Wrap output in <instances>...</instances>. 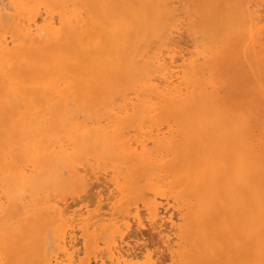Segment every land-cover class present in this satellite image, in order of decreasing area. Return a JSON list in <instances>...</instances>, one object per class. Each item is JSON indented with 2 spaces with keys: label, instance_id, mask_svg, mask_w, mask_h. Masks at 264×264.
<instances>
[{
  "label": "bare ground",
  "instance_id": "obj_1",
  "mask_svg": "<svg viewBox=\"0 0 264 264\" xmlns=\"http://www.w3.org/2000/svg\"><path fill=\"white\" fill-rule=\"evenodd\" d=\"M184 1L0 0V264H92L90 254L95 264H192L195 247L211 261L264 264V144L250 138L247 109L219 100L215 76L218 55L235 60L221 15L244 38L248 68L264 63V0H197L203 39L187 54L174 45L180 17L196 8L181 15ZM82 157L111 165L115 212H100L105 186L95 195L94 180L96 207L71 208L84 201L87 171L96 174ZM65 190L80 200L53 198ZM130 205L139 228L147 215L164 258L124 241Z\"/></svg>",
  "mask_w": 264,
  "mask_h": 264
},
{
  "label": "rangeland",
  "instance_id": "obj_2",
  "mask_svg": "<svg viewBox=\"0 0 264 264\" xmlns=\"http://www.w3.org/2000/svg\"><path fill=\"white\" fill-rule=\"evenodd\" d=\"M195 1V0H194ZM208 1H211V0H208ZM213 2H214V0H212ZM219 1V0H218ZM220 1H223V0H220ZM226 1V0H225ZM240 1H242V0H240ZM245 0H243L242 2H244ZM185 2V4H184V9L183 8H181V7H179L178 8V11H179V13H181V15H185L186 14V16H181L180 17V20H181V22H183L182 20L184 19V22L183 23H186L185 25L184 24H181V22H180V29H179V31H178V33L180 34H184V28H186L185 29V34L184 35H182L183 36V38L181 37V36H178V41H177V35H179V34H176V35H174V40L176 39V41H177V43H175L174 42V45H175V48H178V49H176V50H178V51H181V53H184V54H187L188 52H191V51H193V47L197 44H200V43H196V42H202V40H200V39H203L202 37V34L201 33H199V32H197V30L196 29H198L199 30V25H201L202 23H203V20H202V16H199V18H197V14H196V11H197V13H199V15H201V13L200 12H198L199 11V9H200V7H199V9L197 8V6H198V4H199V2L200 1H198L197 2V0L195 1V2H193V0H185L184 1ZM192 4H191V3ZM212 2V3H213ZM194 3V4H193ZM227 3V2H226ZM197 4V5H196ZM228 4L229 5H231V4H233L232 3V0H230V2L228 1ZM227 4V5H228ZM189 5V6H188ZM214 5H215V3H214ZM190 6H196V8H193V9H191V10H189L190 12L189 13H187L186 12V10H188L189 8H192V7H190ZM188 8V9H187ZM197 9V10H196ZM260 9V8H259ZM193 10H195L194 12H193ZM262 10V9H261ZM186 12V13H185ZM183 13H185V14H183ZM191 13V14H190ZM196 16H195V15ZM262 15V14H261ZM188 16V17H187ZM193 17V18H192ZM195 17V18H194ZM181 18H183V19H181ZM193 19H194V21H193ZM220 19H222V21H223V23L225 22V24L226 25H228L227 23H229V29L231 30V32L234 34L235 33V31L234 30H232L233 28H234V26L231 24V21H227V19H225V15H224V17L222 18V15H221V17H220ZM200 21H202V22H200ZM188 22V23H187ZM198 22V23H197ZM183 25V26H182ZM203 25H205V24H203ZM203 25L201 26V27H203ZM226 25H224V26H226ZM206 27H208L207 25H205ZM227 26V27H228ZM230 26L232 27V29L230 28ZM191 27V28H190ZM226 27V28H227ZM190 28V29H189ZM192 28H194V29H192ZM182 30H183V32H182ZM234 31V32H233ZM190 32V33H189ZM197 32V34H199V35H201L200 37H198V39H197V36H196V38L194 37V35H195V33ZM220 32V31H219ZM218 33V32H217ZM232 33H231V39L232 40H230L231 42H229V49H230V52L228 53V55L230 56V59L233 57L235 60L234 61H232V60H230L229 62L226 60V59H224L223 57H222V55H218L217 57H216V59H218V60H216L215 59V61H216V63H217V69H216V78L217 77H219V78H221L222 80L224 79V81H226L225 79H228L227 80V83L225 84L224 83V81H220V82H222L223 84H221L220 85V82L219 81H217L218 82V84L220 85V87L221 86H225V88L224 87H221L222 88V92H219L220 91V87H218V93H219V95H218V97H220L219 98V100L221 101V102H225L226 104H227V106H229V105H231L232 104V106H229V107H231V108H233V109H236L237 107H240V109H242V112L244 111V109H247V111H249V113H247V111L245 110L244 111V113L246 114V115H248L249 116V124L251 123V121H252V123L250 124L251 125V132H250V134H252V135H250V138H252L253 140L255 139V143H254V145H255V147L256 148H259V147H261V144H264V112H262V111H264V105H263V99H264V85L262 84L263 82H264V69H262V68H264L263 67V64L264 63H262V65L261 64H259L258 65V63H257V65H254V64H252L249 68H248V66H249V64H248V62L247 61H245V59L242 57V55L240 54L241 53V41L240 40H242V39H240V38H243V37H241V36H239V37H237V36H234L233 38H232ZM198 35V36H199ZM235 35H236V33H235ZM184 36H185V38H184ZM192 38H191V37ZM181 37V38H180ZM187 37V38H186ZM189 38V40L191 39V41H190V43H189V41L187 40ZM180 39H181V42H183V40H184V43L183 44H181L179 41H180ZM186 39V40H185ZM236 39V40H235ZM240 39V40H239ZM244 39V38H243ZM173 40V41H174ZM198 40V41H197ZM233 40H234V42H233ZM196 41V42H195ZM263 41V40H262ZM186 42H188L189 44H186ZM196 44H195V43ZM264 42V41H263ZM261 43V46L260 47H257L256 49V51H260L262 48H264V43ZM193 43V44H192ZM185 44V45H184ZM186 45H190L189 47L188 46H186ZM177 46V47H176ZM232 46V47H231ZM236 48H235V47ZM231 47V48H230ZM181 48V49H180ZM219 48H221V47H219ZM235 48V49H234ZM184 49V50H183ZM234 49V50H233ZM236 49H238V50H236ZM186 50V51H185ZM185 51V52H184ZM238 51H240V53L238 54ZM232 52V53H231ZM181 53H176V56L177 57H179L180 56V54ZM231 53V54H230ZM235 54V55H234ZM235 57H234V56ZM239 55H241L239 58L237 57V56H239ZM232 58V59H233ZM238 59V60H237ZM244 59V60H243ZM232 61V62H231ZM263 61H264V58H263ZM224 62H225V64H224ZM220 63V64H219ZM228 63V64H227ZM242 64L243 66H240V65ZM245 64V65H244ZM227 65V66H226ZM228 65H231V66H228ZM239 65V66H238ZM262 66V67H261ZM232 67H233V70H232ZM240 67V68H239ZM256 67H258L257 69H258V71L259 72H261L260 74H262V75H260L259 74V72H257V70H256ZM236 68H238L239 69V71L236 69ZM227 71H226V70ZM251 69V70H250ZM261 69H262V71H261ZM229 70V71H228ZM247 70H248V72H247ZM223 71L226 73V77H225V73H223ZM252 73H251V72ZM237 72L238 73V75H237V73L235 74V73ZM231 73V75H232V78L229 76V74ZM251 74H253V76L251 75ZM236 75V76H235ZM235 76V77H234ZM248 76H249V78H248ZM224 77V78H223ZM230 77V78H229ZM236 78H238V79H236ZM245 78V79H244ZM254 78H255V80H254ZM262 78V79H261ZM238 80V81H236V80ZM218 80V79H217ZM261 80H263V81H261ZM240 81V82H239ZM252 81V82H251ZM217 84V85H218ZM218 85V86H219ZM226 85H229V88L228 87H226ZM224 89V90H223ZM262 89H263V92H262ZM224 91V92H223ZM247 92V93H246ZM223 94V95H222ZM235 94V95H234ZM238 94V95H237ZM240 94V95H239ZM237 95V96H236ZM263 99H262V98ZM251 99V100H250ZM250 100V101H249ZM235 101H237L236 103H235ZM253 102L252 104L250 103V102ZM229 104V105H228ZM235 107H234V106ZM263 106V107H262ZM259 107H262V111H261V109L259 108ZM260 112H262V113H260ZM261 115V116H260ZM258 121H257V120ZM254 122V123H253ZM259 122V123H258ZM259 125V126H258ZM255 126V127H254ZM253 132H255L256 134H254ZM253 135H255V136H253ZM251 136H253V137H251ZM258 136H259V138L261 139V138H263V140H262V142H261V140L258 138ZM256 137V138H255ZM257 139V140H256ZM260 140V141H259ZM258 142V143H257ZM259 142H261V143H259ZM259 146H257V145ZM260 149V151L262 150L261 148H259ZM93 157H90V159H89V157H82L79 161H80V163H81V165L80 166H82V165H84V167L83 168H89L90 166H92V168L94 169V171L96 172V174H93V173H91V172H89V173H91L92 174V176H90L91 174H89V175H87V173H88V171H87V173H86V177H85V181H86V187H85V189L83 190V191H81V192H83V194H82V196H81V192H79V193H73L72 194V192L70 193L69 191H71V190H65L66 191V193H65V191H63V193H61L59 196H54L53 198H55V199H59V198H63L65 201L66 200H68L69 199V197H67V196H69L70 195V198L72 199V197L74 196H76L77 197V195H79L78 197H83L82 199H84V201L83 200H80V198H78L77 197V199H75V200H71V199H69V201H66V204L68 203V202H70L69 204H70V206H72L74 203H77L79 200V202H78V204H74L73 205V207H71V208H74V210H78L79 209V207H81V208H83V210H84V208L85 207H87L88 209H94L95 207H96V205H97V196L96 197H94L95 195H97V190L99 191V189L101 188L100 186H102V185H104L105 187H109L107 184H109L110 185V189L108 188V190H112V188H111V186H113L112 185V181L110 180L111 178H110V175L112 174V177H114L113 176V173H112V171H111V165L108 163V162H104L105 160H103V162L100 160V161H98V163H97V161H95V159L93 158ZM93 160V161H92ZM87 166V167H86ZM96 167V168H95ZM81 168V167H80ZM82 171V170H81ZM100 173H99V172ZM106 171V172H105ZM107 171H108V174H106V175H108L107 177H105V174H103V173H107ZM102 172V173H101ZM99 174V175H98ZM101 174V175H100ZM63 177H66L67 176V171H63ZM93 175L94 176H96L97 178L96 179H94L95 177H93ZM90 176V178L92 179V180H90V178H89V181H88V177ZM139 177L141 178V179H139ZM103 178H104V180H103ZM98 179V180H97ZM101 179V180H100ZM95 181V183L96 184H98L100 181L102 182H100V184H98L99 186H96L95 188H94V185L95 184H91V181H92V183ZM104 181L105 182H107V184H105L104 183ZM118 182H123L121 179H119V181ZM136 182L138 183V185H140L139 187H141V190L142 189H144V187L145 186H143L144 185V183L146 182V179H145V177H144V174L142 173V172H138L137 173V175H136ZM104 183V184H103ZM88 184H89V186H91L92 185V189H94V190H89L88 192H91L90 194L92 195H89V193L87 192V190L88 189H91V188H88L89 186H88ZM91 184V185H90ZM100 187V188H99ZM104 187V188H105ZM103 188V186H102V188L101 189H103L104 191H105V189ZM87 189V190H86ZM100 189V190H101ZM107 189V188H106ZM101 191L102 193L100 194V193H98V194H100L101 196H102V194H105L103 197H101V202H100V206H104L103 204H106V207H102L101 209H100V212H102V213H106V215L107 214H109V213H111V212H115V211H113V209H112V207H110L111 206V203H113L114 201L113 200H115L114 199V195H116L117 193H116V190L113 188V190H112V192H111V194L113 193V191H114V194H112L113 196H112V199H111V197L109 198V197H107V196H109V192L106 190L105 192L104 191ZM89 195V197L90 198H87V194ZM96 192V193H95ZM109 194H108V193ZM148 191H146L145 190V192L144 193H146L145 195L143 194V196L144 197H146V198H152V195L151 194H149V193H147ZM68 194V195H67ZM87 195V196H86ZM63 196V197H62ZM85 196V197H84ZM111 196V195H110ZM67 197V198H66ZM75 197V198H76ZM92 198V199H91ZM105 198H108V199H105ZM171 198V201H172V198L173 197H168V200ZM74 199V198H73ZM86 199H91L90 201H87ZM76 200H78L77 202H76ZM87 202H89V205L91 206H89L88 205V203H86V201ZM94 200V201H93ZM157 200H158V202L160 203V206H165V205H161V204H163L164 202H165V204H166V201L167 200H164V198L163 199H161L160 198V200H159V198L157 197ZM164 200V201H163ZM84 203H83V202ZM93 202V203H95V204H93V206H94V208L92 207V205H91V203L90 202ZM96 201V202H95ZM108 201V202H107ZM113 201V202H112ZM161 201V202H160ZM170 200L169 201H167V202H171ZM84 204V206L82 205V203ZM104 202V203H103ZM138 203V202H137ZM69 204H67V205H69ZM79 204H80V206H79ZM140 204V209H138V211L140 210V212L141 211H144V209L143 208H141L142 207V205H141V203L139 202L137 205H139ZM172 204V203H171ZM171 204H169L170 205V207H168V213H173V221L175 222L176 220H177V222H175V223H178L179 222V220L177 219L178 217H177V214H179V213H177L178 211H177V207H179L180 206V204L178 203V205H177V207H176V204L175 203H173L172 205ZM175 204V207L176 208H174V205ZM110 205V206H109ZM75 206V207H74ZM83 206V207H82ZM130 206H132V205H130ZM134 206V205H133ZM128 207V209L127 210H125L124 211V213L126 214V218H127V222H129L128 224H130V221L132 222V221H134V223H131L130 225H129V228L126 230V231H128L129 229H131L130 231H128V235H127V232L126 231H124L125 233H126V237H125V239H124V241L127 243V241H128V245H129V247H131V249H132V252H144L145 253V251H149L152 255H153V258L155 259V258H159L161 255V258L163 257H165L166 256V252H165V254H164V252H161V250L163 249L162 247H161V245H160V243L158 242V238H157V236L155 235V232H154V230H152L150 227H151V225L149 226V225H147V224H149L147 221H148V219H147V215L146 214H141L140 212H139V214H141L142 216H143V218L146 220V222H147V224L145 223V221H144V219L142 218V222H143V224L145 225V227L143 228V226L142 227H138L137 226V224H136V221H135V219H133L134 217H133V215L134 214H131L135 209H133L134 207ZM173 206V208L175 209V211H173L174 209L172 208L171 210H172V212H169V208H171ZM182 206V205H181ZM108 207H110L109 209H105V208H108ZM139 207V206H138ZM81 208H80V210H81ZM131 208L133 209L132 210V212L130 211L131 210ZM130 209V210H129ZM143 209V210H142ZM182 209H183V207H182ZM159 210L160 211H162V209L161 208H159ZM170 210V211H171ZM177 211V212H176ZM131 212V213H130ZM163 212V211H162ZM127 213H128V215H127ZM130 213V214H129ZM133 213H135V211L133 212ZM143 213H146L145 211L143 212ZM167 213V214H168ZM119 214H116V216H118ZM140 215V216H141ZM131 217V219H130V217ZM140 216H139V218H140ZM177 217V218H176ZM129 218V219H128ZM135 224V225H134ZM131 227V228H130ZM75 228V230H77V231H74V233H76L77 234V237L76 238H78V239H75L76 240V243H77V248L79 249L80 247H82V246H80L81 245V237L79 238L78 237V233H79V228H78V226H73V229ZM77 228V229H76ZM166 228V230L168 231V230H170L168 227H165ZM150 229V230H149ZM123 232V233H124ZM169 233H171V232H169ZM75 234V235H76ZM80 236V235H79ZM123 237V238H124ZM126 238H127V240H126ZM171 238H172V243H173V238L175 239V237H173V236H171ZM215 239L216 240H218V242L219 243H223L222 242V240L221 239H219L217 236L215 237ZM78 240V241H77ZM175 241V240H174ZM79 242V243H78ZM159 244V247H158V244ZM222 247H224L225 248V250H226V252H228L229 253V255H231V257H232V259H235V252H231L229 249H228V245H223ZM223 248V249H224ZM81 249V250H80ZM79 250H80V252H82V248H80ZM159 250V251H158ZM198 250V251H197ZM163 251V250H162ZM159 252V253H158ZM82 254V253H81ZM161 254V255H160ZM91 255V256H90ZM89 255V259H90V263H92V264H95L94 263V255L93 254H90ZM194 256L192 257V259H191V261H192V264L194 263V264H228V263H225V258H223L222 256H217L216 257V259L215 260H208L206 257H205V253L201 250V249H198V248H196L195 247V250H194V254H193ZM83 256V254L82 255H80V257H82ZM92 258V260H91V258ZM142 257V256H141ZM141 257H139L138 259H137V261H141V260H143V257H142V259H141ZM141 259V260H140ZM237 259V258H236ZM246 260V259H245ZM166 264H170L171 262H170V260H169V258H167L166 259V262H165ZM164 263V264H165ZM190 264V263H189Z\"/></svg>",
  "mask_w": 264,
  "mask_h": 264
}]
</instances>
